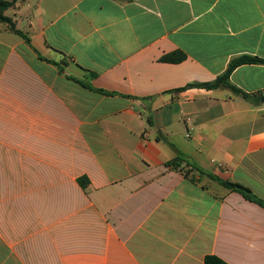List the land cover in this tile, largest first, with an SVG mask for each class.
Here are the masks:
<instances>
[{
	"label": "crops",
	"instance_id": "0c3cea01",
	"mask_svg": "<svg viewBox=\"0 0 264 264\" xmlns=\"http://www.w3.org/2000/svg\"><path fill=\"white\" fill-rule=\"evenodd\" d=\"M6 14L31 44L0 23V264H264V206L224 185L264 201V65L231 75L260 104L189 87L264 57V0Z\"/></svg>",
	"mask_w": 264,
	"mask_h": 264
},
{
	"label": "trees",
	"instance_id": "16d2710c",
	"mask_svg": "<svg viewBox=\"0 0 264 264\" xmlns=\"http://www.w3.org/2000/svg\"><path fill=\"white\" fill-rule=\"evenodd\" d=\"M18 1L19 0H12V1L0 0V23L7 26V28L11 32L23 36L26 42L30 45L31 44L30 39L24 33L16 29L15 22L11 17L7 16L6 14V12L9 9L14 8L16 6ZM186 58L187 56L185 53L181 51H176L162 56L160 61L171 64H179L185 61ZM46 61L58 66L56 62H53L51 60H46ZM250 64L264 65V57L251 56V55H242L236 57L233 60H231L227 70L222 75L218 76L214 81L209 83L193 84V85H189V87H200L208 90H215L218 89L219 87H226L231 89L235 94L242 96V98H244L245 100L251 101L252 103L255 104H260L261 98L243 92L242 90L234 86L231 82V75L238 67L242 65H250ZM95 76L96 75L94 74L93 77ZM99 92L107 93L103 90H99ZM107 94L112 95L113 93H107ZM177 160H179V158ZM177 160L172 161L169 164L176 166ZM78 182L84 189L88 187L89 181L86 177L79 178ZM224 185L234 191L241 193L246 199L255 202L261 206H264V201L256 197L249 189L241 185L229 183V182H224ZM204 264H228V263H226L225 261H223L222 259H220L215 255H209L205 258Z\"/></svg>",
	"mask_w": 264,
	"mask_h": 264
},
{
	"label": "rangeland",
	"instance_id": "374dc122",
	"mask_svg": "<svg viewBox=\"0 0 264 264\" xmlns=\"http://www.w3.org/2000/svg\"><path fill=\"white\" fill-rule=\"evenodd\" d=\"M21 29H23V28H21Z\"/></svg>",
	"mask_w": 264,
	"mask_h": 264
},
{
	"label": "built area",
	"instance_id": "2783aa9c",
	"mask_svg": "<svg viewBox=\"0 0 264 264\" xmlns=\"http://www.w3.org/2000/svg\"><path fill=\"white\" fill-rule=\"evenodd\" d=\"M190 136V135H189Z\"/></svg>",
	"mask_w": 264,
	"mask_h": 264
}]
</instances>
